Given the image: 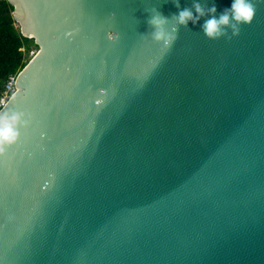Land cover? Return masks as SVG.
Returning a JSON list of instances; mask_svg holds the SVG:
<instances>
[{
	"label": "water",
	"instance_id": "water-1",
	"mask_svg": "<svg viewBox=\"0 0 264 264\" xmlns=\"http://www.w3.org/2000/svg\"><path fill=\"white\" fill-rule=\"evenodd\" d=\"M7 1L34 44L0 107V264H264V0L218 40L172 32L175 0Z\"/></svg>",
	"mask_w": 264,
	"mask_h": 264
},
{
	"label": "clouds",
	"instance_id": "clouds-1",
	"mask_svg": "<svg viewBox=\"0 0 264 264\" xmlns=\"http://www.w3.org/2000/svg\"><path fill=\"white\" fill-rule=\"evenodd\" d=\"M2 1V0H1ZM175 6L178 11L172 17L174 26L172 32L179 30V27H187L189 23L196 25L201 18L207 16L201 25L204 36L209 40H218L228 36L227 30H231V36L237 37L240 29L249 26L255 15V6L253 0H231V4L219 16L216 15L217 8L215 4L205 11L201 3H194L192 8L181 9L179 0H175ZM169 19L153 15L149 24L154 29V39L166 44L171 42V35L165 31ZM17 117L0 118V153L5 146L13 144L18 137L16 131Z\"/></svg>",
	"mask_w": 264,
	"mask_h": 264
},
{
	"label": "trees",
	"instance_id": "trees-1",
	"mask_svg": "<svg viewBox=\"0 0 264 264\" xmlns=\"http://www.w3.org/2000/svg\"><path fill=\"white\" fill-rule=\"evenodd\" d=\"M13 12L7 0L0 1V93L9 76L19 74L28 64L26 58L34 44L15 28Z\"/></svg>",
	"mask_w": 264,
	"mask_h": 264
},
{
	"label": "built area",
	"instance_id": "built-area-1",
	"mask_svg": "<svg viewBox=\"0 0 264 264\" xmlns=\"http://www.w3.org/2000/svg\"><path fill=\"white\" fill-rule=\"evenodd\" d=\"M17 75L9 76L7 81L4 83L3 88L1 90V93H0V107L2 106L4 100L6 99L8 93L10 92L14 82L16 81Z\"/></svg>",
	"mask_w": 264,
	"mask_h": 264
},
{
	"label": "rangeland",
	"instance_id": "rangeland-1",
	"mask_svg": "<svg viewBox=\"0 0 264 264\" xmlns=\"http://www.w3.org/2000/svg\"><path fill=\"white\" fill-rule=\"evenodd\" d=\"M15 28L21 33V29H20V25H19V23H15ZM24 51V50H23Z\"/></svg>",
	"mask_w": 264,
	"mask_h": 264
}]
</instances>
